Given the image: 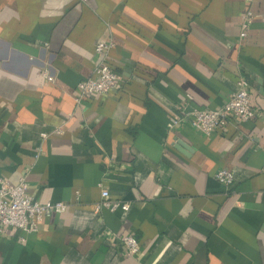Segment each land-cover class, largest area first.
I'll use <instances>...</instances> for the list:
<instances>
[{
  "label": "crops",
  "instance_id": "crops-1",
  "mask_svg": "<svg viewBox=\"0 0 264 264\" xmlns=\"http://www.w3.org/2000/svg\"><path fill=\"white\" fill-rule=\"evenodd\" d=\"M98 41L119 87L77 104ZM239 79L254 120L169 127ZM263 165L264 0H0V181L70 206L34 233L0 232V264H264ZM101 190L128 209L94 213Z\"/></svg>",
  "mask_w": 264,
  "mask_h": 264
},
{
  "label": "built area",
  "instance_id": "built-area-1",
  "mask_svg": "<svg viewBox=\"0 0 264 264\" xmlns=\"http://www.w3.org/2000/svg\"><path fill=\"white\" fill-rule=\"evenodd\" d=\"M239 40L246 37V33L253 20L250 10L243 12L240 17ZM111 43L98 41L94 46V56L98 59L89 78L80 81L76 86L75 102L87 101L93 96H107L119 87V77L108 64V52ZM52 82V79L46 77ZM236 91L231 93L227 100L213 110L192 108L187 114L170 120L169 127L188 123L198 133L208 136L214 131L221 129L231 120L235 122H247L254 120L255 108L251 100L247 82L239 79L236 82ZM60 130L56 131L59 133ZM264 173V165L262 167ZM214 180L230 187L234 178L231 171L219 169L213 175ZM129 204L120 200L109 198L106 190H101V198L93 205V212L99 213L102 209L111 212L121 209L127 210ZM64 202L39 203L28 192L27 182L20 177L15 183L0 181V232L4 230H16L24 233H34L38 224L44 218L54 214H62L69 208ZM123 253L126 257H133L139 251L136 239L130 233H124L118 237Z\"/></svg>",
  "mask_w": 264,
  "mask_h": 264
},
{
  "label": "water",
  "instance_id": "water-1",
  "mask_svg": "<svg viewBox=\"0 0 264 264\" xmlns=\"http://www.w3.org/2000/svg\"><path fill=\"white\" fill-rule=\"evenodd\" d=\"M177 146L185 151H188V149L183 145L181 144L180 142L177 143Z\"/></svg>",
  "mask_w": 264,
  "mask_h": 264
}]
</instances>
